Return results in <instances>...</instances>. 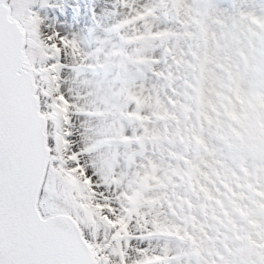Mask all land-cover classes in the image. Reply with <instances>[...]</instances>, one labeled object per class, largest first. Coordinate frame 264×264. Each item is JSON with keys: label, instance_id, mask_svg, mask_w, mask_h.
<instances>
[{"label": "clouds", "instance_id": "clouds-1", "mask_svg": "<svg viewBox=\"0 0 264 264\" xmlns=\"http://www.w3.org/2000/svg\"><path fill=\"white\" fill-rule=\"evenodd\" d=\"M111 3L87 46L67 37L61 71L74 149L94 147L81 159L103 176L81 203L102 209L110 264L120 251L125 264H264V12L247 0ZM100 215L123 220L106 240Z\"/></svg>", "mask_w": 264, "mask_h": 264}, {"label": "snow or ice", "instance_id": "snow-or-ice-1", "mask_svg": "<svg viewBox=\"0 0 264 264\" xmlns=\"http://www.w3.org/2000/svg\"><path fill=\"white\" fill-rule=\"evenodd\" d=\"M36 3L0 0V264H93L90 252L97 264H110L95 220L102 209L81 203L96 197L99 185L81 159L94 147L76 151L72 143L71 105L61 89L69 40L50 26L51 34L41 31L44 19L32 11ZM46 72L55 74L54 87ZM66 153L89 195L73 187ZM104 205L116 214L109 198ZM100 219L105 240L108 228L123 224L119 217L115 223L107 215ZM118 255L125 264L127 254Z\"/></svg>", "mask_w": 264, "mask_h": 264}, {"label": "bare ground", "instance_id": "bare-ground-1", "mask_svg": "<svg viewBox=\"0 0 264 264\" xmlns=\"http://www.w3.org/2000/svg\"><path fill=\"white\" fill-rule=\"evenodd\" d=\"M231 3L230 5L234 4L237 2V0H230ZM251 1V0H247ZM61 0H50V3L47 5L43 4V0H37V3L33 5L32 11L36 12L41 18L46 20L49 17H52V14L55 10V8L60 5L59 3ZM86 3V8L89 11V16L86 17L87 15L84 10L81 11L80 14L77 13V11H73L71 14V18L68 19V23L64 22L65 19H67V14L65 17L62 19H51V23H46V24H51L52 25V31L59 32L61 36H66V37H71L75 35H79L85 42L86 46L87 43L91 42L93 35H99L100 34V28L98 26V21L103 23L105 20L109 19L110 11L113 7L111 0H100L97 3V6H94L93 4H90V1H84ZM262 2V1H261ZM225 8L231 9V6L226 5ZM61 21L64 23L62 24ZM46 31H49L46 29ZM67 57V56H66ZM65 57V58H66ZM71 65L70 63H67ZM84 119H88L87 117H84ZM73 139H79V137H74ZM95 162V161H93ZM92 162V163H93ZM91 163V164H92ZM89 175L90 176H96L102 185L103 182V176L101 173V169L97 167L95 163V167H89ZM103 187L107 188L109 187L108 185H103Z\"/></svg>", "mask_w": 264, "mask_h": 264}, {"label": "rangeland", "instance_id": "rangeland-1", "mask_svg": "<svg viewBox=\"0 0 264 264\" xmlns=\"http://www.w3.org/2000/svg\"><path fill=\"white\" fill-rule=\"evenodd\" d=\"M99 1H100V0H95V2L93 3V5H94V6H97V3H98ZM255 1H256V0H252V1H251V5H252L253 3H255ZM253 6H254V5H253ZM254 7H255V6H254ZM256 8H257L259 11H261V12L264 10V9L262 10V8H260V7H258V6H256ZM84 12L87 14V15H85V16L88 17L90 13H89V11L87 10V8H86L85 6H84ZM71 15H72V14H71V12H70L69 15H67V17H66L67 19H65L64 22L68 23V19L71 18ZM64 22L61 21L62 24H63ZM51 30H52V29H51ZM53 31H54V30H53ZM68 59H69V58L66 57V58H65V61L68 62Z\"/></svg>", "mask_w": 264, "mask_h": 264}]
</instances>
